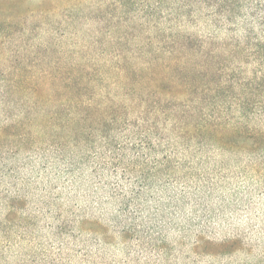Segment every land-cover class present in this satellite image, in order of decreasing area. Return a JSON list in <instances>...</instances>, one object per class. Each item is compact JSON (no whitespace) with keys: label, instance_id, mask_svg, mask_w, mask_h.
Here are the masks:
<instances>
[{"label":"rangeland","instance_id":"obj_1","mask_svg":"<svg viewBox=\"0 0 264 264\" xmlns=\"http://www.w3.org/2000/svg\"><path fill=\"white\" fill-rule=\"evenodd\" d=\"M0 264H264V0H0Z\"/></svg>","mask_w":264,"mask_h":264},{"label":"trees","instance_id":"obj_2","mask_svg":"<svg viewBox=\"0 0 264 264\" xmlns=\"http://www.w3.org/2000/svg\"><path fill=\"white\" fill-rule=\"evenodd\" d=\"M183 47H179V49H182ZM171 53V52H170ZM174 60H176L175 61V63H163L162 64V67H163V69H165V68H169V69H171L172 71H174L175 69H180V70H182V69H184V66L183 65H181V61L177 58V57H175V59ZM130 62L135 66V67H137V66H139L140 64H147L148 63V61L147 60H143V61H141V62H139V63H136V65H135V63H133L131 60H130ZM145 71L148 73V77H146V79H145V81H146V83H151V80H153L156 84H157V78H155L154 76H155V74H156V71H155V66H149L148 68H146L145 69ZM78 74L80 75V77H81V79H82V83L79 85V87L80 86H82V85H84L85 83V79L87 78V76H83L82 75V73L81 72H78ZM174 76H176V75H172L171 77H166V79H167V82H176L175 81V79H174ZM176 79H180L181 80V77H176ZM123 80H124V78H123ZM126 84V86H127V83H125V82H119L118 83V85H120V86H123V85H125ZM171 84V83H170ZM174 86H180V84L179 83H176ZM52 87H50V84L47 86V88H45V91H49L50 89H51ZM162 89H167V87L166 86H163V87H161ZM132 92V91H131ZM181 92H183V91H181ZM41 97V96H40ZM86 105H81V104H79V106L77 107V106H74V107H72L71 106V112H70V115L67 117V121H69L70 123H72V124H74L75 126L74 127H71L70 128V130L72 129V131H73V136H75L76 134H85L86 132H87V126H88V124L86 123V119L85 118H83V117H85L84 115H87V114H91V113H94L93 115H99V116H97L96 117V121L98 122L97 124L98 125H103L102 123H100V122H103L102 120V117H103V115L104 114H106V112H107V110H109L108 108H110V110H111V107H109V106H105V105H107V104H105L104 106L106 107V108H104L103 109V106H97V105H92L93 104V102H88V103H85ZM74 108V109H73ZM154 110H157V111H159V112H162L163 114H165L166 115V117L165 118H167V117H169L170 119L171 118H176L177 117V113H176V111H174L173 109H165L164 108V106H161V105H159L158 104V106L154 109ZM111 112V111H110ZM179 114H182L183 115V112H179V111H177ZM154 116L155 117H157V118H160V116L161 115H158V113L157 112H155L154 113ZM172 116V117H171ZM183 117H184V115H183ZM139 118H141V116L139 117ZM169 120V119H168ZM174 122V124H173V128L172 129H170V130H176V127H177V129L179 130V129H181L182 128V126L179 124V123H176V121L174 120L173 121ZM148 125H149V127H146L147 129H150V128H156V127H158V126H156L155 124H152V123H148ZM176 126V127H175ZM195 127H196V125H194L193 123H192V129L194 130L195 129ZM202 127H204V128H206V129H209L210 130V128L209 127H207L206 126V124H202ZM147 129H145L146 130V132L147 133H144V134H141L140 135V139H142V140H147V139H149L150 138V134H149V131L147 130ZM69 132V131H68ZM156 132V131H155ZM180 138V137H179ZM222 141V140H221ZM229 141V140H228ZM231 143V142H230ZM147 144H149V143H146V145ZM232 144V143H231ZM200 146V144H198L197 145V148Z\"/></svg>","mask_w":264,"mask_h":264}]
</instances>
